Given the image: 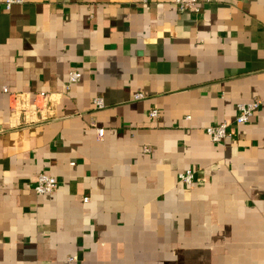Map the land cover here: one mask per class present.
<instances>
[{
    "label": "crops",
    "instance_id": "0c3cea01",
    "mask_svg": "<svg viewBox=\"0 0 264 264\" xmlns=\"http://www.w3.org/2000/svg\"><path fill=\"white\" fill-rule=\"evenodd\" d=\"M23 1L0 13V264H264V0ZM1 88L58 95L53 118Z\"/></svg>",
    "mask_w": 264,
    "mask_h": 264
},
{
    "label": "built area",
    "instance_id": "2783aa9c",
    "mask_svg": "<svg viewBox=\"0 0 264 264\" xmlns=\"http://www.w3.org/2000/svg\"><path fill=\"white\" fill-rule=\"evenodd\" d=\"M208 0H174V4L180 12L183 11H191L194 13H199L200 11V4L202 2H206ZM24 1L23 0H3L0 2V13L3 11H9L13 5H20ZM81 79V73L72 70L68 73L67 83L63 88V91H68L70 86L76 84ZM1 93L7 94L10 98V109L13 115L17 114H25L30 105L29 101H32V106L39 110L41 113L42 119L41 120H48L49 118L52 119L53 114V107L54 103L57 102V97H53L47 93H37L32 98L29 94L25 93H12L9 92L7 88H1ZM143 94H135L133 96V100H141L143 99ZM92 105L95 110H101L105 108L104 100L101 97H95L92 100ZM260 105V101L257 98H254L250 102L242 103L237 106L238 115L234 119V124L236 125H244L251 121L254 116V113L258 109ZM150 118H157L158 112L157 110H151L149 113ZM189 119V117H186ZM229 124L227 122H221L216 125L208 126L205 128V134L209 137V139L216 144H219L225 141L227 138L230 137V132L228 131ZM97 139H102L104 135V129L96 128L95 130ZM144 153H150L151 148L144 147L142 149ZM177 181L184 185H191L194 182V172L191 170H186L185 172L179 173L177 175ZM57 188L56 180L47 174H39L36 179V183L33 187V191L37 195H47L53 193ZM87 198L84 199V202H87Z\"/></svg>",
    "mask_w": 264,
    "mask_h": 264
}]
</instances>
